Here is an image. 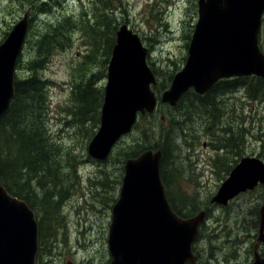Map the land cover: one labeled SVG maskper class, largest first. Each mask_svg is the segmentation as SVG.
I'll list each match as a JSON object with an SVG mask.
<instances>
[{
  "label": "rangeland",
  "instance_id": "obj_1",
  "mask_svg": "<svg viewBox=\"0 0 264 264\" xmlns=\"http://www.w3.org/2000/svg\"><path fill=\"white\" fill-rule=\"evenodd\" d=\"M111 7L118 17L117 29L127 23L148 48V64L157 77L152 88L161 95L170 86V76L184 66L188 57L198 21V0H111ZM102 8L99 0H0V43L26 12L29 15L28 32L16 65L17 78L32 75L29 69L36 58L37 37L55 35V26L60 23L69 37L58 39L37 68L39 76L48 81L45 115L49 134L62 150L70 152V160L78 161L77 179L63 182L68 196L59 206L60 219L58 216L52 223L42 264H108L109 226L122 185L126 154L150 144L160 146L169 138L175 147L161 172L166 175L175 206L194 215L206 210L201 236L194 244L199 255L196 264L251 263L259 235L264 186L240 193L227 205L211 199L242 157L264 160V96L252 97L250 83L244 82L221 89L212 106L191 101L178 108L160 104L154 114L138 116L132 131L118 140L107 159L90 156L88 145L100 122L97 127L77 122L80 109L73 90L77 83H90V89L105 91L111 58L107 60L108 43L100 37L101 43L93 44L104 28L97 24ZM167 83V88H157ZM165 127L172 128L168 138L163 136ZM65 170H69L67 164ZM31 185L36 194L31 193V201L40 210L43 193L34 182ZM54 192L57 199L59 189ZM261 245L264 248V243Z\"/></svg>",
  "mask_w": 264,
  "mask_h": 264
},
{
  "label": "water",
  "instance_id": "obj_2",
  "mask_svg": "<svg viewBox=\"0 0 264 264\" xmlns=\"http://www.w3.org/2000/svg\"><path fill=\"white\" fill-rule=\"evenodd\" d=\"M264 0H198V21L184 66L160 97L152 86L157 77L148 64V48L140 35L123 23L108 64L100 125L88 145L90 156L105 160L115 144L132 131L139 115L158 104L177 106L193 89L208 92L219 80L242 76L264 79V51L259 36ZM29 27L28 12L0 43V118L15 94V71ZM161 149H146L125 161L124 176L112 208L108 264H195L194 242L206 210L191 217L178 215L161 178ZM264 186V160L244 156L232 168L212 202L227 205L242 192ZM34 210L12 195L0 179V264H36L39 249ZM264 242V205L254 260L264 264L258 247Z\"/></svg>",
  "mask_w": 264,
  "mask_h": 264
},
{
  "label": "trees",
  "instance_id": "obj_3",
  "mask_svg": "<svg viewBox=\"0 0 264 264\" xmlns=\"http://www.w3.org/2000/svg\"><path fill=\"white\" fill-rule=\"evenodd\" d=\"M99 3L103 4V8L98 10L97 24L104 28L99 33V39H95L93 44H100V37L106 40V44L108 43V60L112 55V49L116 42V31L119 22L118 17H116L114 13V8L111 7V0H99ZM39 10H41V8ZM55 27L57 31L55 35L45 33L42 37H37L36 58L31 65V69H29L32 75L22 79L15 76L14 97L11 100L9 110L0 118V178L12 195L26 201L37 214L39 250L36 257V264H42V259L46 251V239L52 233V223L58 216L60 219L62 215L60 210L58 213V209L62 200L68 196V194H65L68 188L67 190L64 189L65 185L63 182L75 181L77 179L76 166L78 161L76 159L70 160V152L62 150L49 134L45 115V111L48 109L46 92L48 81L42 76H39L37 72V68H39L41 63L45 62L52 48L59 42L58 39L69 40V37L64 34L62 23ZM263 37L264 17L259 36V43L262 50L264 48ZM20 58L21 54L18 56L19 60ZM170 79H173L172 75ZM244 82L250 83L249 93L252 97L264 96L263 78L258 76H242L219 80L203 95L190 89L179 100L177 106L172 108H178L186 101L212 106L215 104L216 94L221 89L225 87L232 89L235 88L237 84ZM91 85L90 83H77L74 86L73 95L76 106L80 109V114H77L79 116L77 122L82 125L93 123V125L97 127L100 122V108L103 103L104 90L95 87V89H90ZM167 87L168 83L166 85L157 86L160 91ZM211 120H213V118ZM163 132V136L168 138L170 137L172 128L166 129L165 127ZM90 134L93 135V133ZM170 140L169 138L168 142H162L160 146L150 144L141 150L128 152L126 154V159L136 157L146 149H161L163 153L161 162L162 171V167L170 160L172 149L175 147ZM235 145L237 144L235 143ZM66 164L69 169L68 172L65 170ZM228 170L229 169H227V171ZM169 173H171V171ZM161 177L166 187L168 200L174 211L185 218L194 215L192 211L186 213L178 210L169 194V189L167 187L168 181L164 172H161ZM32 182H34L36 186H39L43 193L39 200V205L42 208L40 210L35 206L36 204L31 201V193L35 194V188L33 189L31 185ZM13 185L15 187L14 191ZM58 189L60 195L55 199L54 190L58 191ZM22 191L27 192L23 193ZM69 194H71V190ZM183 200L184 198L180 197V201L183 202ZM40 211L44 212V216L41 215Z\"/></svg>",
  "mask_w": 264,
  "mask_h": 264
},
{
  "label": "flooded vegetation",
  "instance_id": "obj_4",
  "mask_svg": "<svg viewBox=\"0 0 264 264\" xmlns=\"http://www.w3.org/2000/svg\"><path fill=\"white\" fill-rule=\"evenodd\" d=\"M256 242H257V241H256ZM262 243H264V242H262ZM262 243H261V244H262ZM255 244H256V243H255ZM261 244L259 245L258 250H259V254L262 255V256H264V254H263V253H264V248H260V247L262 246ZM260 249H261V250H260ZM195 264H196V263H195Z\"/></svg>",
  "mask_w": 264,
  "mask_h": 264
}]
</instances>
